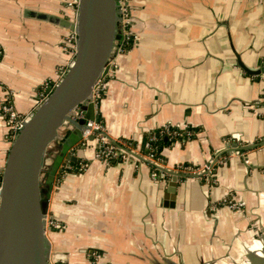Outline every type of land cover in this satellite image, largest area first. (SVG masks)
I'll list each match as a JSON object with an SVG mask.
<instances>
[{
  "label": "crops",
  "instance_id": "1",
  "mask_svg": "<svg viewBox=\"0 0 264 264\" xmlns=\"http://www.w3.org/2000/svg\"><path fill=\"white\" fill-rule=\"evenodd\" d=\"M73 1L0 0V169L12 144L1 111L6 91L30 115L70 59L71 31L31 14L73 22ZM130 7L136 37L114 59L99 108L111 137L134 141L144 157L148 134L193 131L192 140L162 151L175 172L203 170L229 146L264 140V75L239 64H264V0H130ZM72 154L78 162L61 166L50 200L51 215L66 224L49 234L51 254H66L61 264H93L92 252L100 264H264V148L224 154L213 183L180 177L173 207L172 175L153 180L151 164L134 156L107 166L93 146ZM230 195L239 210L216 208Z\"/></svg>",
  "mask_w": 264,
  "mask_h": 264
},
{
  "label": "water",
  "instance_id": "2",
  "mask_svg": "<svg viewBox=\"0 0 264 264\" xmlns=\"http://www.w3.org/2000/svg\"><path fill=\"white\" fill-rule=\"evenodd\" d=\"M120 5V0H78L73 22L42 13L31 14L70 30L75 35L76 55L66 75L50 88L48 97L31 114L11 144L2 178L0 264H61L66 255L59 252L51 254L46 218L56 180L63 172L61 166H65V161L78 162L77 155H73L72 151L81 144L88 121L98 118L93 102L94 90L108 74L110 64L119 54L124 41ZM239 64L250 75H264L262 61L257 69H250L241 61ZM77 112L83 113L85 119L77 121ZM105 135L117 145L116 138L107 132ZM89 140L94 141V136ZM261 148H264V140L246 146L235 144L206 166L215 168L220 157L226 153ZM56 149L58 154L55 155ZM127 152L152 164L136 152ZM160 169L173 176L166 197L171 207L174 206L180 177L200 178L207 173V170H203L199 174L189 175L164 166H160ZM262 240L264 237L259 239L260 242Z\"/></svg>",
  "mask_w": 264,
  "mask_h": 264
},
{
  "label": "built area",
  "instance_id": "3",
  "mask_svg": "<svg viewBox=\"0 0 264 264\" xmlns=\"http://www.w3.org/2000/svg\"><path fill=\"white\" fill-rule=\"evenodd\" d=\"M121 2V10H120V17L123 22L124 26V41L120 48L119 53L127 49L129 46L132 45V41L135 39L132 30H131V21H130V7L128 0H120ZM70 6H72L76 12V8L78 6V0H74L73 3H70ZM64 50L68 52L70 55V59L68 60L67 64L62 66L59 69L58 73V81L55 82V84H52V87L56 86L60 80L63 79V77L66 75L69 67L74 61L75 55H76V42H75V35L71 32L67 38L64 40ZM115 65L114 60L110 64V69L108 74L103 77L97 84L94 93H93V102L95 107L96 116L98 117L95 121H88L86 129L83 133V140L81 142V145L85 146L90 142L89 138L94 136L96 148H95V160L100 161L104 163L107 166L113 165V163L117 160H121L123 162H132L134 161V157L127 152V150L135 152L134 148L132 149L130 146H128L126 143L117 140V145L113 144L109 141L107 136L105 135L106 129L104 124L100 121V115H99V108L100 104L104 98L105 92L108 88V83L110 77L114 75ZM48 97L43 98L41 103ZM40 103V104H41ZM1 111L3 114V117L5 118L9 130H10V141L11 143L17 138L20 131L23 129L24 124L28 121L30 118V115H24L18 112V110L15 107L14 104V93L12 91H6L5 97L3 100V104L1 107ZM75 119L77 121L84 120L85 116L83 113H76ZM161 137L167 136L171 140L174 139H181L179 142H187L188 140H192L193 137L196 135L191 130H172L171 126H166L164 128H161ZM151 141H157V136L153 135L150 139ZM144 159L152 162V174L151 177L153 180H167L169 177V174L163 172L160 169V166H164L161 162V158H156L154 150H150V153L143 157ZM212 162V161H210ZM165 167V166H164ZM88 168V163L81 161L79 163L78 170L83 172ZM3 170L0 169V200H1V192H2V178H3ZM203 170H207V173L204 174L205 177L208 178L212 183L214 182V168H211L210 166H205ZM203 170L193 168L191 166L185 165L182 166L178 171L180 173L189 174V175H195L203 172ZM221 206H229L231 209H238L239 206L235 200V198L230 195L224 202L220 203L216 208H219ZM66 229V224H64L62 221L58 220L57 218L53 217L51 213L49 212L47 218H46V233L49 238V234L52 232H63ZM92 260L93 264H100V254L97 252H92L89 256ZM51 261V256H50Z\"/></svg>",
  "mask_w": 264,
  "mask_h": 264
},
{
  "label": "trees",
  "instance_id": "4",
  "mask_svg": "<svg viewBox=\"0 0 264 264\" xmlns=\"http://www.w3.org/2000/svg\"><path fill=\"white\" fill-rule=\"evenodd\" d=\"M100 121L102 122L101 117H100ZM161 130L162 129H158V130H156V131H154V132H152V133H150V134H148L146 136V139H147V142H148L149 146H148L147 149H145V152L143 154L148 155L150 153V150H154L156 158H161L162 151H163V149L165 147H170V146L174 145L175 143H177V142H179L181 140V139L180 140L179 139L171 140L167 136L161 137L160 136ZM172 130H178V128L172 127ZM153 135L157 136V138H158L157 141L153 142V141L150 140ZM120 141L126 143L132 149L133 148H137V144L134 141H132V140L120 139ZM86 145H87V147L93 146V147L96 148L95 141H90ZM122 162L123 161H121V160H117L113 164L122 163Z\"/></svg>",
  "mask_w": 264,
  "mask_h": 264
},
{
  "label": "rangeland",
  "instance_id": "5",
  "mask_svg": "<svg viewBox=\"0 0 264 264\" xmlns=\"http://www.w3.org/2000/svg\"><path fill=\"white\" fill-rule=\"evenodd\" d=\"M128 3H129V7H130V0H128ZM130 21H131L130 25H131L132 33H133V35H135V33H134L133 29H132L133 18H132V9H131V7H130ZM135 37H136V35H135Z\"/></svg>",
  "mask_w": 264,
  "mask_h": 264
}]
</instances>
